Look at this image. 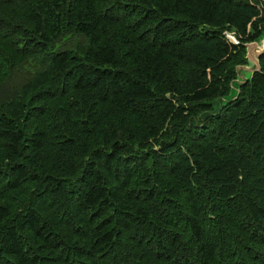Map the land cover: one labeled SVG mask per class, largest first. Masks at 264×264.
Instances as JSON below:
<instances>
[{
  "label": "trees",
  "instance_id": "trees-1",
  "mask_svg": "<svg viewBox=\"0 0 264 264\" xmlns=\"http://www.w3.org/2000/svg\"><path fill=\"white\" fill-rule=\"evenodd\" d=\"M263 33L264 0H0V264H264V56L214 111Z\"/></svg>",
  "mask_w": 264,
  "mask_h": 264
},
{
  "label": "water",
  "instance_id": "water-1",
  "mask_svg": "<svg viewBox=\"0 0 264 264\" xmlns=\"http://www.w3.org/2000/svg\"><path fill=\"white\" fill-rule=\"evenodd\" d=\"M244 47L248 63L245 66L237 67V80L232 85V88L236 87L237 95L233 100L229 101H234L238 98L240 85L252 79L251 77L255 73L261 72L260 59L264 56V33L257 41L245 44ZM250 74L252 75L251 77Z\"/></svg>",
  "mask_w": 264,
  "mask_h": 264
},
{
  "label": "rangeland",
  "instance_id": "rangeland-1",
  "mask_svg": "<svg viewBox=\"0 0 264 264\" xmlns=\"http://www.w3.org/2000/svg\"><path fill=\"white\" fill-rule=\"evenodd\" d=\"M229 34L232 35V33H229ZM251 76L252 75L250 74V77ZM236 85H238V84L236 83ZM236 95H237L236 87H233L232 90H231V92H230V94L228 96H226L223 100L217 101V102L214 103V111L219 110L220 109V105L225 104L229 100H233L236 97Z\"/></svg>",
  "mask_w": 264,
  "mask_h": 264
},
{
  "label": "built area",
  "instance_id": "built-area-1",
  "mask_svg": "<svg viewBox=\"0 0 264 264\" xmlns=\"http://www.w3.org/2000/svg\"><path fill=\"white\" fill-rule=\"evenodd\" d=\"M226 37L231 40L234 44L238 45L239 41L236 39V37L232 34L226 33Z\"/></svg>",
  "mask_w": 264,
  "mask_h": 264
}]
</instances>
